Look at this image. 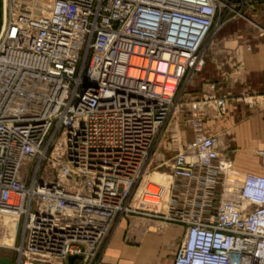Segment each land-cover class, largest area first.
Returning <instances> with one entry per match:
<instances>
[{"label": "built area", "instance_id": "1", "mask_svg": "<svg viewBox=\"0 0 264 264\" xmlns=\"http://www.w3.org/2000/svg\"><path fill=\"white\" fill-rule=\"evenodd\" d=\"M251 4L0 0V213L22 227L6 247L14 264H98L131 216L184 229L173 264H264V175L237 171L216 135L178 150L164 207L138 199L209 41ZM227 99L212 101L219 115Z\"/></svg>", "mask_w": 264, "mask_h": 264}, {"label": "crops", "instance_id": "2", "mask_svg": "<svg viewBox=\"0 0 264 264\" xmlns=\"http://www.w3.org/2000/svg\"><path fill=\"white\" fill-rule=\"evenodd\" d=\"M207 53L202 72L180 99L178 121L194 123L186 140L197 133L216 135L221 154L237 171L264 175L259 155L264 151V0H252L246 19L224 26L209 41ZM223 96L228 97L226 111L219 115L212 101ZM183 236L182 227L124 218L98 264H173Z\"/></svg>", "mask_w": 264, "mask_h": 264}, {"label": "rangeland", "instance_id": "3", "mask_svg": "<svg viewBox=\"0 0 264 264\" xmlns=\"http://www.w3.org/2000/svg\"><path fill=\"white\" fill-rule=\"evenodd\" d=\"M193 78L191 81H193ZM178 112L179 110L174 115L170 127L168 128L167 133L165 134V138L162 139L158 147L155 149V152L151 159V163L144 175V178L142 179L138 187V194H139L138 199L144 196L146 198L145 202L149 207L153 206L154 203H149V201L147 200V196L153 197L152 199H150V201L152 200L156 201L157 198H154V196H160L161 202L159 206L160 208L165 206L167 202V196L164 195L163 187L166 185V182L168 181L169 176L171 174V160L175 157L181 146L189 142V140H186V136H187L186 132L188 130L192 131L194 127L193 125L194 123L192 122V120H191L192 122L191 124H189L190 120L179 122L178 121L179 114H177ZM188 125H191V127ZM262 163H263V159H262ZM157 202H159V200ZM128 218H138V217L131 216ZM141 220L146 221V219H141ZM157 224L162 228L175 227V226H166L158 222ZM22 234H23L22 227L20 226L18 228L16 243H15L17 246L21 243ZM15 257L16 255L13 251L7 249L6 247L0 246V258H8L11 260V264H14Z\"/></svg>", "mask_w": 264, "mask_h": 264}, {"label": "bare ground", "instance_id": "4", "mask_svg": "<svg viewBox=\"0 0 264 264\" xmlns=\"http://www.w3.org/2000/svg\"><path fill=\"white\" fill-rule=\"evenodd\" d=\"M18 218L14 214L0 213V246L10 248L17 235Z\"/></svg>", "mask_w": 264, "mask_h": 264}, {"label": "water", "instance_id": "5", "mask_svg": "<svg viewBox=\"0 0 264 264\" xmlns=\"http://www.w3.org/2000/svg\"><path fill=\"white\" fill-rule=\"evenodd\" d=\"M73 262H74V259L70 258L69 263L73 264ZM0 264H11V260L8 258H0Z\"/></svg>", "mask_w": 264, "mask_h": 264}]
</instances>
